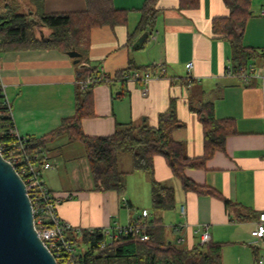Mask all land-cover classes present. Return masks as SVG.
Here are the masks:
<instances>
[{
    "label": "crops",
    "instance_id": "0c3cea01",
    "mask_svg": "<svg viewBox=\"0 0 264 264\" xmlns=\"http://www.w3.org/2000/svg\"><path fill=\"white\" fill-rule=\"evenodd\" d=\"M255 1L244 34V45L257 50L249 62L255 72L248 83L231 74V46L213 34V20L229 14L224 0H199L186 9H181L180 0H158L155 27L140 49L130 46L129 39L133 36L136 41L143 34L137 28L146 0H113L116 9L128 12L127 22L93 28L87 58L81 56L78 63L56 49L1 53L0 77L19 136H45L74 116L81 71L90 66L111 81L93 88L94 116L81 121L89 137L110 136L118 124L157 126L159 115L174 100L185 127L175 130L173 138L185 144L190 158H196L203 155V127L192 108L210 102L219 120L234 122L236 132L227 137L224 150L216 152L205 168L185 171L189 179L217 195L184 191L165 158H154L155 179L176 192L175 209L165 212L153 210L145 172L129 174L122 199L115 192L97 191L83 145L68 143L67 138L56 140L51 146L57 152L51 153L54 167L43 173V180L58 199L62 222L77 232L113 233L147 210L148 220L160 218L169 240L181 248L200 244L207 230L211 241L223 246V264H259L264 241L253 237L252 231L264 213V0ZM85 8V0L44 2L46 13ZM40 32L50 33L47 28ZM131 61L150 67L137 71L152 77L147 82L123 81L118 74ZM129 166L125 172L131 171L132 161Z\"/></svg>",
    "mask_w": 264,
    "mask_h": 264
},
{
    "label": "trees",
    "instance_id": "16d2710c",
    "mask_svg": "<svg viewBox=\"0 0 264 264\" xmlns=\"http://www.w3.org/2000/svg\"><path fill=\"white\" fill-rule=\"evenodd\" d=\"M5 1L6 11L0 16L1 53L35 49H56L68 53L76 50L86 59L93 28L124 25L128 19V12L116 9L113 0H85V10L63 13H46L45 0H23L29 6L27 12L21 11L25 6L22 0H15L13 4L11 0ZM157 2L158 0H146L137 32L148 31L151 36L159 13ZM224 2L229 14L213 20V34L231 46V74L245 79L249 62L257 54V50L244 45L246 25L253 15L252 0ZM198 3L199 0H180L181 9L195 7ZM43 28H47L50 33L42 35L40 30ZM133 38L129 39L130 46L135 42ZM150 69L137 67L131 61L129 67L118 76L121 78L131 70ZM81 73L79 80L91 81V84L84 89L79 86L75 115L63 119L55 130L42 137L19 136L16 133L11 109L0 85V150L6 160L14 162L15 158L24 156L40 167L48 159H53L50 153L52 143L60 138H67L68 143H81L85 148L97 191L115 192L122 199L126 194L129 174L145 172L151 182L153 210H174L175 189L158 182L154 176V158L161 155L175 177L181 181L184 191L217 195L214 190L193 182L185 171L205 168L207 161L216 152L224 150L227 137L236 132L232 120H219L210 102L192 108L203 127V155L196 158H190L185 144L173 138L175 130L185 127V123L177 116L174 100L169 109L159 115L157 126H150L146 122L118 124L114 134L110 136L89 137L83 132L81 121L94 116L93 88L110 82L111 78L108 76L107 80L92 83L100 77V70L92 66ZM122 153H130L132 156L130 172L120 169ZM225 203L229 204V201L225 200ZM144 222L146 228L142 229V233L148 236L147 240H143L141 235H120L105 247L102 244L108 242L111 234L109 231L69 230L66 238L73 244L76 264H223L221 243L210 241L200 243L190 250L184 249L169 240L160 218L145 219ZM57 262L62 264L60 259Z\"/></svg>",
    "mask_w": 264,
    "mask_h": 264
},
{
    "label": "built area",
    "instance_id": "2783aa9c",
    "mask_svg": "<svg viewBox=\"0 0 264 264\" xmlns=\"http://www.w3.org/2000/svg\"><path fill=\"white\" fill-rule=\"evenodd\" d=\"M192 67L193 64L189 63L187 65L188 71H190ZM254 72L255 67L253 65H249L248 73L244 79L247 83L252 78ZM151 77L152 74L149 72L142 73L140 71L135 70L124 73L121 79L123 81L132 80L147 82ZM107 79L108 75L100 70V77L96 81H92V83L101 82ZM89 84H91V81H78V85L82 89L86 88ZM0 85L7 101L5 95V86L1 81V77ZM13 161L14 162H10L13 164V166L15 167L27 187V193L32 203L35 227L38 231L40 238L47 246V248L53 253L56 260L60 259L62 264H76L73 244L66 238L67 232L71 229L73 230V228L61 221L57 213L58 199L55 197L53 192L49 190L43 180V173L47 170L53 169V163L50 159H48L43 163V165L38 167L36 164L31 163L27 158H24V156L17 157ZM148 216L149 212L147 210H144L140 216L133 218V220L129 223L128 226L119 227L115 229L114 232L109 235L108 242H104L102 244V247H105L110 241L120 235H141V238L143 240H147L148 236L145 233H142V229L146 228L144 220L148 219ZM252 235L258 240L264 241V213L260 214L255 229L252 231ZM210 241L211 236L206 230L201 234V244H206ZM258 262L259 264H264V257H261Z\"/></svg>",
    "mask_w": 264,
    "mask_h": 264
},
{
    "label": "water",
    "instance_id": "95a60500",
    "mask_svg": "<svg viewBox=\"0 0 264 264\" xmlns=\"http://www.w3.org/2000/svg\"><path fill=\"white\" fill-rule=\"evenodd\" d=\"M144 32L133 44L139 48L149 38ZM78 63L82 54L67 53ZM0 264H58L35 227L27 187L0 150Z\"/></svg>",
    "mask_w": 264,
    "mask_h": 264
},
{
    "label": "rangeland",
    "instance_id": "374dc122",
    "mask_svg": "<svg viewBox=\"0 0 264 264\" xmlns=\"http://www.w3.org/2000/svg\"><path fill=\"white\" fill-rule=\"evenodd\" d=\"M9 1V0H8ZM257 1L258 0H256L255 2L257 3ZM12 4L15 2V0H11L10 1ZM22 3L25 5L24 6V8L21 10L22 12H27L28 11V7L29 6H27L26 4V2H24L23 0H22ZM5 5H6V1L5 0H0V16H3L4 14H5V11H6V7H5ZM81 149H79V150H76V151H80ZM50 153H52V155H57V152H55V150L54 149H51L50 150ZM73 154V150H71L70 151V154ZM122 156H121V159H120V168L122 169V170H124V171H126L127 169H129L130 168V166H129V162L131 163V161H132V156H131V154L130 153H122L121 154Z\"/></svg>",
    "mask_w": 264,
    "mask_h": 264
}]
</instances>
